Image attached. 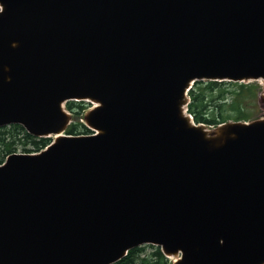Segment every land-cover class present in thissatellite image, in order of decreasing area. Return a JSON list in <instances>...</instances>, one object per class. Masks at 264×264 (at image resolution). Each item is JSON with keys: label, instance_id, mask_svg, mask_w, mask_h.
Returning a JSON list of instances; mask_svg holds the SVG:
<instances>
[{"label": "water", "instance_id": "obj_1", "mask_svg": "<svg viewBox=\"0 0 264 264\" xmlns=\"http://www.w3.org/2000/svg\"><path fill=\"white\" fill-rule=\"evenodd\" d=\"M0 264H264V117L208 128L197 80L264 83V0H0ZM264 106V87L258 93ZM68 100L95 134L66 135Z\"/></svg>", "mask_w": 264, "mask_h": 264}, {"label": "trees", "instance_id": "obj_2", "mask_svg": "<svg viewBox=\"0 0 264 264\" xmlns=\"http://www.w3.org/2000/svg\"><path fill=\"white\" fill-rule=\"evenodd\" d=\"M259 85L254 82L197 80L188 91L187 112L195 123L215 126L229 120L248 121L252 116L249 106L258 99ZM66 107L74 113L76 121L66 129V134L88 133L78 121V115L85 108L84 103L70 101ZM50 138L34 137L19 124L0 127V164L5 158L22 150L32 153L41 150ZM29 146V147H28ZM150 253H144L146 248ZM114 264H170L168 258L154 245H142L130 249Z\"/></svg>", "mask_w": 264, "mask_h": 264}, {"label": "rangeland", "instance_id": "obj_3", "mask_svg": "<svg viewBox=\"0 0 264 264\" xmlns=\"http://www.w3.org/2000/svg\"><path fill=\"white\" fill-rule=\"evenodd\" d=\"M250 82H254V83H256V84H258L259 85V87H260V89H259V94H260V92H261V90L263 89V87H264V83H263V81H260V80H256V81H250ZM245 83H247V82H245ZM194 84V83H193ZM192 84V85H193ZM257 96H258V94H257ZM70 101H72V100H68V101H66V102H64L63 103V108L67 111V112H70L71 113V110H69L67 107H66V104L68 103V102H70ZM75 103H78V102H81V103H84V105H85V108L82 110V112L81 113H79V115H78V121L79 122H83V117H84V114H85V112L91 107V103L89 102V101H87V100H84V101H78V100H73ZM89 105V107H87ZM249 109H250V112H252L253 114H252V116L250 117V119L248 120V121H250V120H255V119H259V118H263L264 117V106L260 103V100H259V98L254 102V104H252V105H250L249 106ZM72 114V116H71V122H70V124L71 123H73V122H75L76 121V118H75V115H74V113H71ZM229 121H234V120H229ZM227 122V121H226ZM69 124V125H70ZM68 125V126H69ZM206 126H208V125H206ZM214 126H208V128H213ZM68 128V127H67ZM64 134H66V131H64ZM68 135V134H67ZM43 138H50L51 140L53 139V136H47V137H43ZM29 147V146H28ZM17 153H24V152H22V150H18L17 151ZM152 249L151 248H146L145 249V252L144 253H150V251H151ZM168 261H169V263H171L170 262V260H169V258H168Z\"/></svg>", "mask_w": 264, "mask_h": 264}]
</instances>
